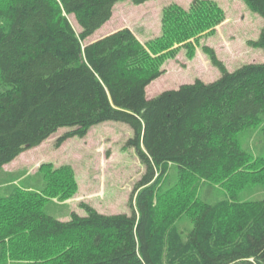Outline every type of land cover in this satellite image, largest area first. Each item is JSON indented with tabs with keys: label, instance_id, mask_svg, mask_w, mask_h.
I'll list each match as a JSON object with an SVG mask.
<instances>
[{
	"label": "trees",
	"instance_id": "trees-1",
	"mask_svg": "<svg viewBox=\"0 0 264 264\" xmlns=\"http://www.w3.org/2000/svg\"><path fill=\"white\" fill-rule=\"evenodd\" d=\"M122 1L0 0V173L60 129L70 131L58 144L106 121L131 126L129 143L147 167L132 193V216L91 207L67 221L50 215L48 203L77 192L69 166L44 165L22 186L0 182L7 185L0 191V264H264V197L237 204L221 182L243 177L238 169L254 158L240 135L264 126V63L228 71L205 47L222 71L218 80L149 98L164 59L176 56L177 45L194 49L189 40L225 15L208 0L188 10L172 4L163 11L162 34L146 44L124 28L84 45ZM245 1L264 18V0ZM256 45L264 49V29ZM172 166L196 182L190 196L166 207ZM261 180L251 176L243 185L262 188ZM220 185L223 198L200 197L204 187L213 195ZM183 216L192 217L189 232L179 224Z\"/></svg>",
	"mask_w": 264,
	"mask_h": 264
},
{
	"label": "rangeland",
	"instance_id": "rangeland-1",
	"mask_svg": "<svg viewBox=\"0 0 264 264\" xmlns=\"http://www.w3.org/2000/svg\"><path fill=\"white\" fill-rule=\"evenodd\" d=\"M194 1L151 0L138 5L132 0H124L115 6L112 19L83 43L86 45L118 30L129 28L146 44L162 34V16L166 7L178 4L188 10ZM208 1L219 5L225 15L224 21L213 30L189 40L194 49L189 50L182 46L183 44L176 46L179 47L176 56L164 59L161 69L165 70V73L148 86L149 98L168 90H177L184 84H193L197 79L206 83L218 80L222 71L213 64L212 57L205 47L215 50L228 71H235L247 64L264 63V49L256 45L264 29L262 15L253 11L245 0ZM69 19L75 30L80 33L75 17L70 16ZM158 56L159 54L153 55ZM69 131V128L60 129L40 146L27 150L15 161L5 165L0 173V182L22 186L38 174L44 165H52L54 169L69 166L76 177L77 192L69 199L54 198L53 203H48L46 211L50 215L67 221L72 211L87 216V209L91 207L105 215L132 216V193L145 175L147 167L136 147L129 143L134 137L131 126L123 122L106 121L93 126L83 137H72L58 144L59 137ZM240 139L244 148L250 147L255 153L254 158H250L238 169L237 173L243 177L235 179L237 175H232L221 180L224 188L236 193L237 204L264 197V187L252 189L256 186L253 182H248L251 186L243 185V181L251 176H264V126L245 130ZM252 162L257 164L253 166ZM169 174L170 183L164 189L166 197L163 206L166 207L174 205L182 197L186 198L184 194L189 195L194 191L196 182L193 178H180L175 166H172ZM41 182L44 185L42 179ZM183 183L188 185L186 190L181 185ZM259 183L264 185L262 180ZM6 186L0 185V191ZM224 188H216L214 194L210 195L208 188L204 187L199 194L203 199L215 201L227 194ZM190 218L192 217L183 216L180 220L179 224L185 232H189L193 227Z\"/></svg>",
	"mask_w": 264,
	"mask_h": 264
}]
</instances>
